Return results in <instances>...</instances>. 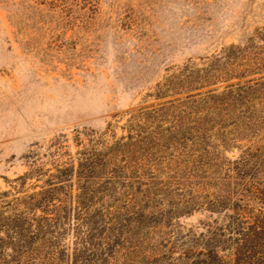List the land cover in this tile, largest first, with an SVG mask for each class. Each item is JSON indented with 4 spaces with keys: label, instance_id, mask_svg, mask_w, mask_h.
<instances>
[{
    "label": "rangeland",
    "instance_id": "rangeland-1",
    "mask_svg": "<svg viewBox=\"0 0 264 264\" xmlns=\"http://www.w3.org/2000/svg\"><path fill=\"white\" fill-rule=\"evenodd\" d=\"M263 75L264 0H0V192L38 190L93 136L111 143L135 111L161 106L146 121L157 133L143 141V179L167 187L164 208L213 199L232 160L264 137L242 127L249 109L230 107L229 87ZM176 119L181 138L162 137ZM222 214L200 206L179 222Z\"/></svg>",
    "mask_w": 264,
    "mask_h": 264
},
{
    "label": "trees",
    "instance_id": "trees-1",
    "mask_svg": "<svg viewBox=\"0 0 264 264\" xmlns=\"http://www.w3.org/2000/svg\"><path fill=\"white\" fill-rule=\"evenodd\" d=\"M227 95L230 107L247 105L245 130H264V75L230 86ZM162 110L135 111L128 134L111 143L104 134L93 136L75 163L48 170L38 190L1 191L0 264H264V137L232 160L213 199L204 193L169 199L164 208L167 187L155 186L152 173L143 179L140 168L157 133L146 121L158 120ZM183 123L176 119L162 137L179 140ZM194 130L201 137L199 124ZM200 206L223 214L197 227L179 222Z\"/></svg>",
    "mask_w": 264,
    "mask_h": 264
}]
</instances>
